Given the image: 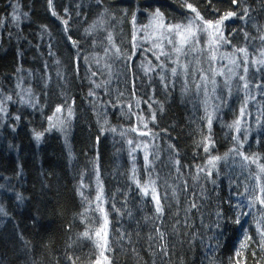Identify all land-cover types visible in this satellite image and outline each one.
<instances>
[{
	"label": "trees",
	"instance_id": "16d2710c",
	"mask_svg": "<svg viewBox=\"0 0 264 264\" xmlns=\"http://www.w3.org/2000/svg\"><path fill=\"white\" fill-rule=\"evenodd\" d=\"M157 9L191 28L235 12L217 66L191 43L145 74ZM262 36L264 0H0V264H264Z\"/></svg>",
	"mask_w": 264,
	"mask_h": 264
},
{
	"label": "snow or ice",
	"instance_id": "6c2138e0",
	"mask_svg": "<svg viewBox=\"0 0 264 264\" xmlns=\"http://www.w3.org/2000/svg\"><path fill=\"white\" fill-rule=\"evenodd\" d=\"M232 3L233 4H236L238 3V0H232ZM52 6V0H49V7L51 8ZM187 7L189 9H191L192 12H195L196 13V19L197 20H203V18L200 16V14L196 11V9L192 6V4H187ZM52 14L55 16L56 15V12L53 11ZM236 13L235 12H231L229 11L228 13H226L223 17H221L220 20L218 21H203L204 24H206L208 26V28H215V31L217 33H219L220 35V39L223 40L224 37H223V34H222V30H221V25L223 24V22L225 20H227L229 17H232V16H235ZM245 15H247V9H245ZM13 20L14 21H18L19 20V16L15 14V9H14V14H13ZM153 18L155 20H159L160 21V25L161 27H163V14L159 11V9H157V11L153 14ZM243 18V17H241ZM133 19H135V16L133 17ZM65 23H67L65 21ZM197 31H207V29L205 28H199L197 29ZM167 33L169 34V37L167 38V43L169 45H172V52L176 54V57H177V60H176V63L179 64L180 62V56L185 54V50L187 48L190 47L191 43L193 42H198V41H195V36H196V33L192 31L191 29V21L189 22V25H169L167 27ZM178 38V39H177ZM262 40H264V36L261 37ZM109 41H111V36H109ZM215 43H219V41H215ZM157 47H160L161 48V52H160V56H168L169 53L163 51V44H159V45H155ZM192 51H196L195 48H192L191 49ZM238 52H242V53H245L246 54V49H237ZM160 56L157 57V59L160 58ZM211 59H215V57H211ZM232 63L234 65H236L237 67H239L240 65L237 64V62L235 60L232 61ZM253 63H259L261 65H264V60H261V61H254ZM182 67H185L186 66H182ZM171 72L172 74L175 76L177 75V68L173 67L171 69ZM244 72L247 73L248 72V61L245 60L244 61ZM219 74H223V73H219ZM235 73H233L234 75ZM216 75V73L214 72L213 73V77ZM163 79V77H162ZM207 76L205 75H201V80H207ZM240 80H245V77L244 76H241L239 77ZM213 85H215V79L213 78L212 81ZM99 87V85H97ZM200 87V84L198 83L197 84V88ZM243 87L245 89H247L249 87V83L248 82H245ZM91 94V93H90ZM9 99H11V97H9ZM251 99H254V97H251ZM245 106H247V100L245 101ZM57 112H60L61 111V108L58 107L56 109ZM243 108L241 109V115H243ZM69 115H71V113H69ZM51 120V117L49 118ZM208 121H209V128L211 127V121H212V114L209 113L208 114ZM234 125L236 126L237 128V131H239V125H240V120L237 119L235 122H234ZM55 125H53L54 127ZM231 127V125H230ZM41 133H35V138L37 139V141H39L40 137H41ZM233 139H238L237 137H233ZM129 143H131V141H129ZM205 151L207 152L208 151V147L205 146ZM240 155H243V153H240ZM217 159H220L219 157H214L213 160H217ZM245 160H248L250 159L249 157L245 156L244 157ZM145 160L146 162H148L147 160V155L145 156ZM213 167H215V165L213 164ZM260 169H261V172H264V165H261L260 166ZM259 179V177H258ZM142 191L145 192V194L147 195V190L146 189H142ZM153 191H155L153 189ZM155 200H156V204H157V213L158 214H162L163 212V209H162V206L160 204V200L158 197H153ZM97 199H100V197L98 196ZM256 200L259 202V204L261 206H264V198H261V197H257ZM249 206H252V205H249ZM193 207H195V205H193ZM101 211H103L101 209ZM235 223L239 224L240 223V216L238 215L237 216V219L235 220ZM107 225H108V220H107V216L105 214V219H104V227L102 229V231L104 232V245H105V248H107ZM217 227H220V225L218 224ZM257 231L260 235V238H261V247H264V226H260L258 224L257 226ZM100 231H97L96 235L99 237L100 236ZM85 236L88 235V233H84ZM162 235V234H161ZM245 236H246V239L247 240H251V237H248L247 236V233H245ZM247 245L242 241L241 242V247H246ZM240 252H239V249L237 250V255H239ZM101 255H103V253H101ZM107 259V257H105V260ZM97 264H100V261H97Z\"/></svg>",
	"mask_w": 264,
	"mask_h": 264
},
{
	"label": "rangeland",
	"instance_id": "374dc122",
	"mask_svg": "<svg viewBox=\"0 0 264 264\" xmlns=\"http://www.w3.org/2000/svg\"><path fill=\"white\" fill-rule=\"evenodd\" d=\"M197 23H199V25L197 24V26H199V28H205L207 29V31H197V27L196 25H194V28H191L193 32L196 33L195 36V41L198 42H193L194 45H196L197 43H199L200 45L203 46L204 50H206L207 53V65H211V64H215V67L217 66V62L220 57V55L223 53L221 51V45H222V41L220 39V35L219 33H217L215 31V28H208V26L204 23H201L200 21H197ZM163 27H161L160 25V21L159 20H149V23L147 25L146 28V32L142 33L139 31V35L138 37L136 36V40H135V45H140L142 46V51H140V57L143 59V65H141V70L144 72H147L145 74H148V71L151 70L152 66L157 69L158 67H161L160 65L162 64V62L157 59L158 55L161 52V48L157 47L155 45H159V44H163V49H168L169 47H172V45H169L167 43V38L169 37V34L167 33V27L169 25H176V24H166L165 22H163ZM222 30V27H221ZM201 34V35H200ZM145 35V36H144ZM145 37V40L142 39ZM178 39V38H177ZM215 41H219V43H215ZM147 48V49H144ZM215 57V59H211V57ZM223 56V54H222ZM221 56V57H222ZM231 56V55H230ZM235 60L232 56L228 57L227 61L230 62L227 67L229 72H231V74L234 72V64L232 63V61ZM174 63V62H172ZM233 64V65H230ZM227 67L226 68H222L221 71H217L215 72L218 77H220L223 81L224 80H228L229 79V74L227 72ZM214 73V72H213ZM219 73H223L222 75ZM223 84V82H222ZM21 97L24 98L25 96H23L21 94ZM1 101V100H0ZM2 102V101H1ZM3 103V102H2ZM6 107L2 104H0V118H3V112L5 111ZM65 119V117L63 116L62 112L59 113H55V115L53 116V118L51 119V126L49 127L50 129H54L53 124L56 122H61ZM144 126L142 128V130L145 129V125L148 124L147 122H143ZM58 127V125H57ZM56 127V128H57ZM143 137H146L147 134L146 132L142 134ZM148 145H145L143 147L141 146H137V148L135 150H139V152L141 153H149L152 152L153 150V146H152V141L149 140L147 141ZM104 232L101 229V239L103 240L104 238Z\"/></svg>",
	"mask_w": 264,
	"mask_h": 264
}]
</instances>
